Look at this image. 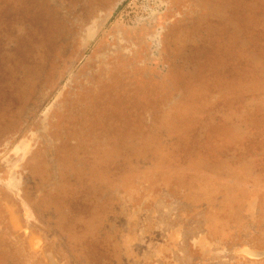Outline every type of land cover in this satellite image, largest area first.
Listing matches in <instances>:
<instances>
[{
  "label": "rangeland",
  "instance_id": "rangeland-1",
  "mask_svg": "<svg viewBox=\"0 0 264 264\" xmlns=\"http://www.w3.org/2000/svg\"><path fill=\"white\" fill-rule=\"evenodd\" d=\"M261 88L264 0H0V264H259Z\"/></svg>",
  "mask_w": 264,
  "mask_h": 264
},
{
  "label": "flooded vegetation",
  "instance_id": "flooded-vegetation-1",
  "mask_svg": "<svg viewBox=\"0 0 264 264\" xmlns=\"http://www.w3.org/2000/svg\"><path fill=\"white\" fill-rule=\"evenodd\" d=\"M13 148H14V146L11 149H13ZM21 176L22 175H20V174L16 175L14 177V179L12 180L13 182L11 181L12 183H10V181H9L8 186L6 185V183H8V180H5V179L1 180V178H0V186L4 187L5 189H8L10 191V193L11 192L15 193V197L18 198L16 191L18 192L20 190L21 185H22L21 184ZM2 198H5V196L0 192V199H2ZM20 198H23V197H20ZM11 203H14V204H12V206L8 207V205L6 206L7 203L5 202V200L3 201V203H2L3 207L7 208V210L3 209L4 210L3 214L8 215V220H9L10 224L14 227L15 231L17 228L16 223L20 222V224L23 226L22 228L17 230L16 231L17 233H15V234H17L20 237L19 238L20 240L25 239V241L28 242V245L30 246V248L32 250L36 251L37 253L39 252L40 256L46 260L47 264H51V261L54 260L53 256L49 253L51 240L46 238L45 242H43V243L40 242V243L34 245V241H39L38 239H40V238L42 239V241L44 240V234L38 230V227L36 225H34V222L31 221L32 218H30V220H28L27 217L24 215V213L20 214L22 212V211H20V209L22 210V207H23L22 203L20 201L19 202L18 201L17 202L12 201ZM3 214H1V215H3ZM21 215L24 216V219L22 220L23 222L19 221V219H18V217L19 216L21 217ZM240 252L243 254L244 259L249 258L251 260L257 261V263L259 262V264H264V247L260 248V249H255V250H251V249L246 247L244 249H241ZM223 260L225 261V264L230 263V260L227 257L224 258ZM53 263L56 264L55 261H53ZM242 263L246 264L245 260H243Z\"/></svg>",
  "mask_w": 264,
  "mask_h": 264
},
{
  "label": "trees",
  "instance_id": "trees-1",
  "mask_svg": "<svg viewBox=\"0 0 264 264\" xmlns=\"http://www.w3.org/2000/svg\"><path fill=\"white\" fill-rule=\"evenodd\" d=\"M261 76V75H260ZM261 90H262V92L264 93V89H262L261 88ZM261 102H263L264 103V101H261ZM259 102L257 103V101H256V106H255V110H254V113L252 114V116H254V117H252V116H250L249 115V123H250V125H248V128L250 129V131H252V127H253V121H254V118H255V116H256V114H257V112H256V107L257 106H259ZM262 104V103H261ZM260 104V105H261ZM259 114H260V112H259ZM248 115V114H247ZM264 115V114H263ZM257 131H259L260 132V130H257ZM262 131V130H261ZM246 132H247V130H246Z\"/></svg>",
  "mask_w": 264,
  "mask_h": 264
}]
</instances>
